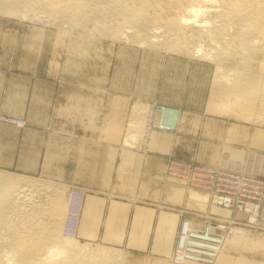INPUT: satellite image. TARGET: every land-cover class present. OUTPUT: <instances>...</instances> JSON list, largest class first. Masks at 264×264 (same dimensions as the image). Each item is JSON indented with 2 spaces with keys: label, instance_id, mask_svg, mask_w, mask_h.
<instances>
[{
  "label": "rangeland",
  "instance_id": "obj_1",
  "mask_svg": "<svg viewBox=\"0 0 264 264\" xmlns=\"http://www.w3.org/2000/svg\"><path fill=\"white\" fill-rule=\"evenodd\" d=\"M164 6L168 8L156 9L161 22L175 16ZM29 17L0 13V177L75 189L83 199L73 211L71 236L80 244L121 253L120 264H175L171 253L185 221H199L205 229L209 225L215 236L228 234L219 223L226 221L248 237H264V170L249 167L256 156H264V125L231 113L235 99L222 96L217 99L225 101L222 106L211 100L218 79L213 62L162 47H139L126 36L119 42L90 37L91 24L82 31L63 21L41 23ZM74 45L79 49L71 52ZM199 46L201 54L208 49ZM24 65L39 69L40 85L25 90L23 107L5 105L22 93L12 88L13 72ZM213 104L221 107L219 112ZM225 105L229 110L224 112ZM159 108L164 109L160 124ZM131 130L138 134L129 147L124 142ZM256 134L263 136L258 143ZM225 150L242 154L243 164L236 163L240 168L218 164V154ZM124 155L130 157L128 163ZM190 165L193 175L182 179ZM192 194L208 196L206 206L192 200ZM228 196L237 199L230 217L215 205L216 198ZM33 199L48 205L44 196ZM249 202L259 206L254 221L245 215ZM67 203L64 196V210ZM42 218L53 219L48 214ZM61 218L58 232L63 236ZM228 253L235 260L242 254L251 260L252 253L257 260L264 258L259 248Z\"/></svg>",
  "mask_w": 264,
  "mask_h": 264
},
{
  "label": "bare ground",
  "instance_id": "obj_2",
  "mask_svg": "<svg viewBox=\"0 0 264 264\" xmlns=\"http://www.w3.org/2000/svg\"><path fill=\"white\" fill-rule=\"evenodd\" d=\"M162 5L168 6V8L164 6L163 9L167 8L175 12L173 19L161 22L159 14L156 15V9L161 11ZM150 10L156 11L151 12L155 14L154 16L149 15ZM0 13L7 16L22 13L24 18L30 15L29 19L41 23L42 20L45 23L49 20L54 23L57 20L59 24L63 21L71 28L76 30L77 27L82 31L91 24L90 37L99 35L117 41L126 36L125 38L139 47L147 44L150 49L159 50L162 47L170 49L173 53L189 55L191 58L196 56L198 59L209 60L215 65L217 73L215 74L218 77L216 81L213 80L211 100L218 102L217 99L223 97L225 99L229 97L232 101L235 99L238 104L232 105L231 113H240L241 116L244 114L243 116L246 117L244 119L252 116L249 121L257 119L264 125V0H0ZM160 38L162 41L159 40ZM201 44L208 48L203 54L199 46ZM76 49H79L78 45H74L71 52H75ZM166 49L164 52H171ZM224 102L223 100L221 104L218 102L219 105L213 104V106L218 109L217 105L222 106ZM227 105H225L226 109L222 108L224 112L229 110ZM211 107L207 108L208 112L213 110ZM214 111L211 113H217ZM172 113L174 112H168V115ZM155 114L156 121L160 124L163 121L164 109L159 108ZM131 125L129 127H133ZM160 128L165 130L163 127ZM132 130L129 131L128 138L126 137L124 142L129 147L134 145V135L138 134V132L134 134ZM261 138H263L261 134H256L253 141L258 143ZM256 157L257 160L255 157L252 160L253 164L248 161L249 167L253 172H261L264 170V164L261 163L264 161V156ZM243 158L241 153L225 150L218 154L217 162L220 165L240 168L242 165L236 163L238 161L242 163ZM124 159L128 163L130 157L124 155ZM184 171L182 179L189 178L188 175L192 173L191 165ZM231 171L226 172L234 173ZM25 181L10 176L0 177V264H120L122 262L121 253L107 247L80 244L71 236V228L74 224L73 211L76 204L83 199L79 192L49 182ZM66 189L69 192L65 191ZM34 194L39 197L44 196L48 205H39L41 201L34 202ZM64 196L68 198V203L65 205L66 215L62 213L65 210L61 204ZM190 198L206 206L208 196L195 197V194H192ZM219 203L224 207L217 206ZM215 205L218 208L217 212L230 217L234 214L233 209L237 205V199L234 196L216 198ZM244 208L245 215L250 221L257 219L259 206L249 202ZM47 214L53 219L44 220L42 217ZM62 215L65 217L63 219L65 223L63 226L61 224L62 228L59 226V230L62 229L60 232L63 233V236H60L58 220L62 219ZM198 222L188 221L184 233L181 234V243L176 239L171 253L173 263L264 264V258L261 260L254 258L255 253H252L251 260L245 259L243 256L245 254L235 260L228 253L236 251L237 248L247 252L254 251L255 248L263 251L264 237L256 239L248 237L241 230L229 227L232 224L226 221L219 223L228 229V234L215 236L214 228L209 225L206 229L201 228ZM117 261L120 262L116 263Z\"/></svg>",
  "mask_w": 264,
  "mask_h": 264
},
{
  "label": "crops",
  "instance_id": "obj_3",
  "mask_svg": "<svg viewBox=\"0 0 264 264\" xmlns=\"http://www.w3.org/2000/svg\"><path fill=\"white\" fill-rule=\"evenodd\" d=\"M12 70V69H10ZM16 70V72H13V74H16L17 77L13 78V89L19 91L21 90V94H15L13 95L16 97V101H8L5 102V105L10 106H20L23 107L26 104L27 93H25V90L29 89L30 87L37 88V85H40V78L37 77L38 74V68L35 66H19ZM12 72V71H10ZM39 98V94L34 95V98ZM16 114L18 111H14Z\"/></svg>",
  "mask_w": 264,
  "mask_h": 264
},
{
  "label": "built area",
  "instance_id": "obj_4",
  "mask_svg": "<svg viewBox=\"0 0 264 264\" xmlns=\"http://www.w3.org/2000/svg\"><path fill=\"white\" fill-rule=\"evenodd\" d=\"M191 175H193V170H192ZM246 183H249V184H252V185H258V182L255 181V180H254V181H249V180H247ZM260 185H261V184H260ZM222 205H223V204H222ZM186 226H187V224H186V222H184V223H183V226H182V233H181V234L184 233V231H185V229H186ZM181 238H182V236H180L179 243H181Z\"/></svg>",
  "mask_w": 264,
  "mask_h": 264
}]
</instances>
